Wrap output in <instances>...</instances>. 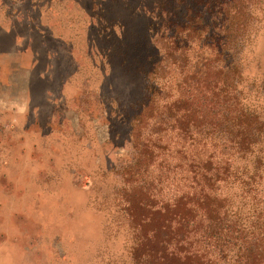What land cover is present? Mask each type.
Instances as JSON below:
<instances>
[{"label": "rangeland", "instance_id": "1", "mask_svg": "<svg viewBox=\"0 0 264 264\" xmlns=\"http://www.w3.org/2000/svg\"><path fill=\"white\" fill-rule=\"evenodd\" d=\"M258 9L237 88L264 114ZM148 13L141 0H0V264H128L122 172L184 78L172 64L149 93Z\"/></svg>", "mask_w": 264, "mask_h": 264}, {"label": "trees", "instance_id": "2", "mask_svg": "<svg viewBox=\"0 0 264 264\" xmlns=\"http://www.w3.org/2000/svg\"><path fill=\"white\" fill-rule=\"evenodd\" d=\"M141 1L149 93L184 78L122 172L128 264H264V114L237 88L264 0Z\"/></svg>", "mask_w": 264, "mask_h": 264}, {"label": "crops", "instance_id": "3", "mask_svg": "<svg viewBox=\"0 0 264 264\" xmlns=\"http://www.w3.org/2000/svg\"><path fill=\"white\" fill-rule=\"evenodd\" d=\"M3 2V1H2ZM2 2H1V4H2Z\"/></svg>", "mask_w": 264, "mask_h": 264}]
</instances>
